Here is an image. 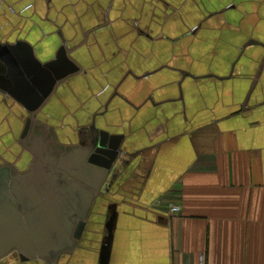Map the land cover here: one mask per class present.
<instances>
[{"label": "crops", "instance_id": "crops-1", "mask_svg": "<svg viewBox=\"0 0 264 264\" xmlns=\"http://www.w3.org/2000/svg\"><path fill=\"white\" fill-rule=\"evenodd\" d=\"M0 264H264V0H0Z\"/></svg>", "mask_w": 264, "mask_h": 264}, {"label": "built area", "instance_id": "built-area-1", "mask_svg": "<svg viewBox=\"0 0 264 264\" xmlns=\"http://www.w3.org/2000/svg\"><path fill=\"white\" fill-rule=\"evenodd\" d=\"M13 12H15V10L13 9ZM196 29V28H195ZM194 29V30H195ZM168 208H169V212L172 213V214H177L179 213L181 210H182V207L181 205L179 204H174V203H170L168 205Z\"/></svg>", "mask_w": 264, "mask_h": 264}, {"label": "water", "instance_id": "water-1", "mask_svg": "<svg viewBox=\"0 0 264 264\" xmlns=\"http://www.w3.org/2000/svg\"><path fill=\"white\" fill-rule=\"evenodd\" d=\"M102 187H103V185L100 188H97L96 191H95V193H101Z\"/></svg>", "mask_w": 264, "mask_h": 264}]
</instances>
